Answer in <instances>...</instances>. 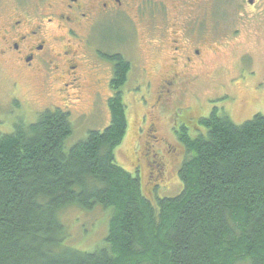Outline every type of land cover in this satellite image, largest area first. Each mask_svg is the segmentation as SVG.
<instances>
[{"label": "trees", "instance_id": "trees-1", "mask_svg": "<svg viewBox=\"0 0 264 264\" xmlns=\"http://www.w3.org/2000/svg\"><path fill=\"white\" fill-rule=\"evenodd\" d=\"M115 59L118 91L103 131L67 150L71 113L56 108L0 134V264H264V114L237 124L215 108L197 136L183 128L179 141L192 153L180 165L183 189L154 205L116 161L129 68ZM72 205L112 211L105 246L64 244L59 214Z\"/></svg>", "mask_w": 264, "mask_h": 264}, {"label": "rangeland", "instance_id": "rangeland-1", "mask_svg": "<svg viewBox=\"0 0 264 264\" xmlns=\"http://www.w3.org/2000/svg\"><path fill=\"white\" fill-rule=\"evenodd\" d=\"M202 1L203 18L209 22L216 20L219 13L215 4L219 0ZM231 1L227 25L229 28L233 26V34L237 33L235 30H241L240 35H233V44L225 54L210 59L211 63L202 72L200 85L189 86L184 94L181 93L178 104L175 103L177 99L156 102L167 55L157 48L161 32L151 31L150 27L148 29L145 19L135 16L137 11L131 13L132 17L123 13L117 25L106 24L97 28L91 35L90 46L86 48V56L96 63L94 48L108 52L120 50L128 58L132 57L134 72L129 84L123 88L128 128L115 155L122 168L140 178L143 195L154 205H157L159 198L175 197L182 191L183 182L178 168L183 155L184 161L192 157L189 151L183 154L185 148L173 134L176 112L180 114L183 108L198 107L197 104L203 108L202 111L218 107L237 124L252 119L257 113L264 114V0H255L253 7L246 0ZM216 13L218 16L215 17ZM151 21L154 24L156 21L157 24L159 21L162 23L157 19ZM217 38L215 36L213 41H218ZM154 64L157 69L150 75L152 87L148 89L142 84L135 85L136 79L140 81L143 75L140 68L144 65L153 68ZM99 65L107 66L104 63ZM101 74L107 77V72ZM71 80L66 72L55 74L46 70L42 74H22L11 63L0 60V134L12 133L20 121L27 124L36 122L42 112L56 108L71 113L73 134L66 141L67 150L85 140L91 130L103 131L111 122L108 101L112 92L104 87L102 94L95 97L93 89L79 90ZM16 83L18 85L15 87ZM244 86L249 90L248 94L242 95L244 101L235 100V97H240V90ZM178 105L180 108H177ZM150 117L157 123L158 132H149ZM155 133L160 136L158 143L152 137ZM155 151L165 161L162 180L153 167ZM59 216L65 226L66 246L94 251L107 244L111 210L98 206L86 211L72 205L63 209Z\"/></svg>", "mask_w": 264, "mask_h": 264}, {"label": "flooded vegetation", "instance_id": "flooded-vegetation-1", "mask_svg": "<svg viewBox=\"0 0 264 264\" xmlns=\"http://www.w3.org/2000/svg\"><path fill=\"white\" fill-rule=\"evenodd\" d=\"M202 3V0H0V60L11 63L22 74H42L46 70L55 74L66 72L77 89H93L92 93L98 97L102 94V88L107 87L112 97L118 91L113 85L118 65L115 58L120 56L127 61L129 75L124 85L126 87L135 68L132 57L128 58L120 50L108 52L94 48L99 62L96 63L86 56V48L90 46L91 35L97 28L106 24L117 25L123 13L132 17L131 13L137 11L135 16L145 19L148 29L161 32L157 48L167 55L156 102L177 99L175 103L178 104L181 93L184 94L189 86L200 85L202 72L211 63L210 59L225 54L241 31L235 30L237 33L233 34V26L229 28L227 25L231 0L216 2L215 9L219 16L216 13L217 19L210 22L203 18ZM255 4L250 5L253 7ZM155 19L162 20V23L159 21L157 24L156 21L154 24L151 20ZM215 36L219 38L218 41H213ZM101 63L107 66L99 65ZM155 64L153 68L145 65L140 68L143 75L140 81L136 79L135 85L142 84L148 89L152 87L150 75L157 69ZM101 72H107V77L102 76ZM248 91V87L244 86L240 90V97L234 99L243 102L245 98L242 95L248 94ZM197 106L181 107L182 112H176L172 130L178 140L179 134L184 132L183 128L189 131L190 136H197L200 120L209 116L215 108L222 114L218 107L202 111L203 108ZM148 123L151 124L147 127L149 132H158L157 123L153 122L152 117ZM152 137L155 142L160 141L158 134ZM184 148L183 154L188 151ZM153 158V167L162 180L165 161L156 151ZM183 161L184 155L180 165ZM179 169L180 166L178 172Z\"/></svg>", "mask_w": 264, "mask_h": 264}, {"label": "water", "instance_id": "water-1", "mask_svg": "<svg viewBox=\"0 0 264 264\" xmlns=\"http://www.w3.org/2000/svg\"><path fill=\"white\" fill-rule=\"evenodd\" d=\"M249 4H254L255 0H248Z\"/></svg>", "mask_w": 264, "mask_h": 264}]
</instances>
